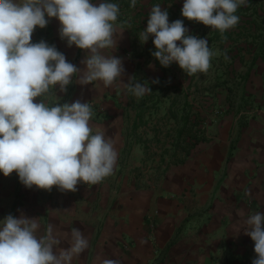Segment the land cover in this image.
<instances>
[{
	"label": "crops",
	"instance_id": "1",
	"mask_svg": "<svg viewBox=\"0 0 264 264\" xmlns=\"http://www.w3.org/2000/svg\"><path fill=\"white\" fill-rule=\"evenodd\" d=\"M116 24L117 46L103 54L122 59V80L128 83L130 77L138 78L140 59L133 53L129 27ZM59 27L57 19H49L46 27L35 29L32 42L54 45L83 69L86 52L68 47ZM79 75L66 93L58 86L53 91L60 104L89 102L93 133L103 132L118 153L114 172L95 185L78 184L75 192L22 184L16 217L37 218L38 235L53 224L64 248L71 229H79L88 247L72 264H102L104 259L120 264H252L254 241L243 228L249 215L264 214V57L244 84L251 101L227 106L216 133L168 167L156 186L146 187L122 159L128 132L139 122L133 95L119 79L110 87L101 81L81 85Z\"/></svg>",
	"mask_w": 264,
	"mask_h": 264
},
{
	"label": "clouds",
	"instance_id": "2",
	"mask_svg": "<svg viewBox=\"0 0 264 264\" xmlns=\"http://www.w3.org/2000/svg\"><path fill=\"white\" fill-rule=\"evenodd\" d=\"M247 3L183 0L181 14L223 36L238 25L236 12ZM135 5L136 0H131ZM119 12V5L111 0H0V173L5 177L15 172L26 188L51 191L55 186L63 193L75 192L80 183L95 185L113 174L118 153L103 132L93 133L89 102L60 104L53 90L58 86L66 93L73 76L82 73L81 85L101 81L110 87L119 79L138 99L152 92L147 82L135 77L124 83L122 59L103 54L117 46ZM51 18L59 21L60 39L68 47L86 52L83 69L68 62L54 45L32 42L35 29L46 27ZM138 37L141 43L153 37L152 55L161 66L176 63L188 76L206 74L212 58L221 54L210 49L207 39L189 35L182 20L169 23L167 10L159 4L151 8L147 27ZM40 227L37 218L23 214L18 218L9 214L0 221V264H72L88 247L79 229H71L64 238L69 247L64 248L53 224L38 235ZM243 231L254 241L252 264H264V214L249 215ZM102 264L120 262L104 259Z\"/></svg>",
	"mask_w": 264,
	"mask_h": 264
},
{
	"label": "rangeland",
	"instance_id": "3",
	"mask_svg": "<svg viewBox=\"0 0 264 264\" xmlns=\"http://www.w3.org/2000/svg\"><path fill=\"white\" fill-rule=\"evenodd\" d=\"M111 2L119 5L120 12L117 21L124 26H128L131 30L132 50L140 59V68L136 80L140 83L147 82L152 91L139 99L132 96L133 103H144L145 119L136 130L133 127L132 131L128 132L127 144L122 159L134 171L139 185L145 187L156 186L160 182L164 171L176 162L172 157L175 150H177L175 145L177 143L178 122L173 117H168L172 99L180 95L183 99L178 103V106L181 108L184 100L183 94L188 91V98L193 105L190 121L194 124L192 129L194 135H192V138L188 136L190 133L187 132L185 137L182 138L183 142L179 147L178 154L180 158H183L185 151L182 146L193 142L197 138L207 139L216 133L220 119L227 111V106L229 108L231 106L236 107V105L238 106L243 102L248 104L251 101H248L243 93L244 84L249 75L250 62H241L237 58L230 67L231 71L227 73L225 68L228 64H231L230 58L228 60L224 59L220 41L209 42L210 49L213 51L218 50L221 54L212 58L211 67L206 74H195L193 86L188 88L192 76H188L176 63H172L165 68L153 57L152 52L155 51L152 43L153 37H149L146 43H141L139 40V33L147 27L148 15L155 3L152 0H136L135 7H132L127 5L128 2L131 4V0H111ZM249 3L250 0L247 4ZM158 4L162 10H167L169 23L179 19L183 21L189 35L204 38L207 41L211 37L213 30L210 27L202 23L189 21L182 16L183 0H161ZM258 4L262 5L259 14L263 16L264 0H259ZM251 6L253 8L254 3ZM251 18H255L252 9L240 16L238 24L247 19L251 20ZM259 20L262 19L259 18ZM262 25L264 28V20H262ZM252 30L254 31V29ZM260 32H262V36L257 39L252 36L248 39L241 37L238 42L245 46H252L253 43H256V48H258L259 45L264 43V29ZM236 38L237 34L232 39L227 40L226 44H234ZM233 69L235 70L233 71ZM153 81H158V83H153ZM164 83L178 85V89L164 88V91H162L158 86L162 87ZM215 83L218 86L212 87ZM198 84L202 90L198 88ZM211 90L212 93H210ZM158 98L161 100L156 104ZM157 133L158 136H156ZM164 158L165 160H163ZM21 186L22 183L15 172L7 177L0 173V221L9 214L16 217L17 209L23 203Z\"/></svg>",
	"mask_w": 264,
	"mask_h": 264
},
{
	"label": "trees",
	"instance_id": "4",
	"mask_svg": "<svg viewBox=\"0 0 264 264\" xmlns=\"http://www.w3.org/2000/svg\"><path fill=\"white\" fill-rule=\"evenodd\" d=\"M160 1L161 0H153L155 5H158ZM258 1L259 0H250L249 4H247L246 6H241L236 12V15L240 17L243 13H247L252 9V14H254L255 18H251V20L247 19L246 21L244 20L243 22H241V24H238L236 27L230 30H227L223 34V36L218 30H213L211 37L208 39V43L212 41H220L221 48L223 49V54L226 53L227 56L230 58L231 64L230 65L228 64L225 68L227 73L231 71L230 67L236 61L237 58H239L241 62H250L249 69H248V72H249L252 66L257 61V59L260 57H264V43L262 45H259L258 48H256L257 46L256 43H253L252 46H249V45L245 46L241 42H238V39L241 37H245L246 39H248L250 36H252L254 37V39H257L262 36V32L260 31L264 29L262 25V20H264V15L260 16L259 14L262 8V5L258 4ZM253 3H254V7L252 8L251 5H253ZM127 5L130 6L131 5L130 2H128ZM259 18H261L262 20H259ZM252 29H254V31ZM235 34H237V38L234 39V44L232 45L226 44L227 40L232 39ZM247 55H249V57H247ZM234 70L235 69H233V71ZM194 77L195 75H192V79H191V82L189 83L188 88H192ZM216 85L218 86V84L215 83L214 85H212V87H215ZM163 86L162 87L158 86V87L162 91H164V88L178 89V85H169L168 83H164ZM198 88H200L199 84H198ZM200 89L202 90V88ZM212 92L213 91L211 90L210 93ZM183 96H184V100H183V105L181 108L178 106V103L183 98L180 95H178L172 99L171 106H170V115H168V117L171 116L178 122V128H177V133H176L177 143L175 145V148H177V150H175V152L173 153V157H172V159L176 161L174 163H179L185 160L186 156L191 152V149L195 147L196 144L199 143V141L205 139V138L203 139L197 138V139H194L193 142L187 143L185 146H182V149L185 151V156L183 158L179 157L178 150H179V147H181V143L183 142L182 138L185 137V134L187 132L190 133L188 134V136H191L192 138H193L192 135H194L192 133L194 124H192L190 121L191 116H192V111H193V105L191 104L192 102H190L188 98V91L184 93ZM160 100L161 99L158 98L156 100V104L159 103ZM134 107L138 108L137 119L139 120V122H137L134 125V129L136 130L143 123L145 119L144 118L145 105L143 102H137V103H134ZM187 110L188 112L186 113ZM181 111H182V114L180 115ZM156 136H158V133L156 134ZM163 160H165V158Z\"/></svg>",
	"mask_w": 264,
	"mask_h": 264
}]
</instances>
